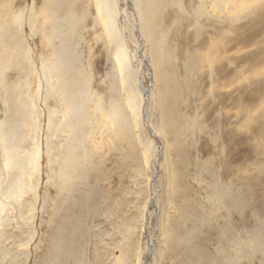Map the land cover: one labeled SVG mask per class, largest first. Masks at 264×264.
<instances>
[{
    "label": "rangeland",
    "instance_id": "374dc122",
    "mask_svg": "<svg viewBox=\"0 0 264 264\" xmlns=\"http://www.w3.org/2000/svg\"><path fill=\"white\" fill-rule=\"evenodd\" d=\"M108 1L151 94L139 127L107 114L113 85L128 97L99 0H0V126L22 161L4 169L0 146V264H264V0H140L142 40L132 0ZM58 47L82 149L42 65ZM69 148L83 161L63 184Z\"/></svg>",
    "mask_w": 264,
    "mask_h": 264
},
{
    "label": "bare ground",
    "instance_id": "6f19581e",
    "mask_svg": "<svg viewBox=\"0 0 264 264\" xmlns=\"http://www.w3.org/2000/svg\"><path fill=\"white\" fill-rule=\"evenodd\" d=\"M48 1L50 4L55 0H48ZM143 3H142V5H143ZM139 4H140V0H132V8L134 10V19H135V23H137V32L140 36V39L142 40L146 37L144 35L145 34V27L144 26L146 23V21H145L146 17H144V14L142 13V10H141ZM99 12L101 13V19L103 21L104 26L106 27L107 31L111 35L112 39H114L116 42V47L114 48V56H112V57L115 58V63H116L115 66H116V70H117L119 77H120V84L123 85L122 87H125L124 88L126 90L125 93H127V97H128L126 99V103H125V107H124L123 106L124 104L122 102H120L121 100H119L120 98L118 96L119 90L117 88V84L115 86L113 85V87L111 86L112 87L111 92L113 94V97L110 99V101L108 103L109 112L107 114L111 118V122L119 124V125H124L125 121H127V118H129V117L125 116V108H127L126 110L131 112L133 119L135 120L134 125H136V127H139L140 117L142 115L141 113L143 112L142 109H144V111H145V105H146L145 103L149 102V98L151 95L150 90L146 91L147 92L146 96H143L145 85H143L144 88L142 89L141 85L139 84L140 79H141V69L139 68L140 63L138 64V67H137L136 72H135V73H137L138 78H137V80L134 79V75L132 73L130 60L128 59L127 52H126L123 44L121 43V40H119V36H118L119 34H117V31H115L113 29L114 25H113L111 19L114 16V12H115L114 7L112 6V4L108 0H99ZM158 45L156 42H153V47H156V46L158 47ZM65 48H66V51L68 53L67 47H65ZM63 50L61 47H58L57 52L56 51L54 52L53 60L50 61L49 63H43L42 65L44 67L48 68V70H52V72H54L55 75L57 76V78L59 79V82H60L59 83V90L64 97L65 110H66V113L71 118L70 126H71V129L73 131V135L70 138L74 141V143H76L77 149H79V148L82 149L83 142L81 140L82 137L80 135V133H81L80 132V129H81L80 125L85 120V109L83 107V104L81 103L82 101L80 102V99L82 100V98L80 96L82 93H84V90L79 86V82H78V78H77V74H76L78 72V69H76L77 67L75 68V66H73V64L69 60V56L68 55L66 56L64 54ZM157 54H159V51L158 50L154 51V54L152 55L151 60H149V66L151 68L155 67L154 62H155L156 58H157L156 60H158V61L160 60L158 58L159 56ZM141 55L145 58V56L142 53H141ZM149 57H151V56H149ZM129 58H130V56H129ZM134 59H135V56H134ZM158 61H157V63H158ZM136 63H138V62H136ZM78 77H79V75H78ZM135 80L137 81V84H136ZM120 91H121V89H120ZM147 115H148V113H147ZM149 118H150V116H149ZM150 120H152V119L150 118ZM5 121H4V123H6ZM146 122H148V124L152 130V133L158 135L157 137H159L160 133L157 130V128L155 127V125L152 122H150L149 120ZM16 128H17V125H15V123L12 122V120L8 121L6 124H3L0 126V140H2V143L0 144V146L2 148L3 156H4L3 160H2V166L4 169H7L8 167H17V168L22 167V165H21L22 161L19 162L18 160H16L14 153H13V149L11 147L12 137H13V134H14ZM144 128L146 129V127H144ZM157 139H159V138H157ZM75 150H76V148H74V149L69 148L68 149V153H67V157H66V165L64 166L63 170L59 174V178L63 184L66 183V181L70 177V174L76 169V167L80 166L81 161H83L81 154L80 155L77 154L78 152H76ZM154 151L156 152V150H154ZM157 160H159V158ZM159 166H161V164H159ZM147 181H148V179H147ZM148 202H149V200H146L147 204H148Z\"/></svg>",
    "mask_w": 264,
    "mask_h": 264
},
{
    "label": "water",
    "instance_id": "95a60500",
    "mask_svg": "<svg viewBox=\"0 0 264 264\" xmlns=\"http://www.w3.org/2000/svg\"><path fill=\"white\" fill-rule=\"evenodd\" d=\"M146 94H144V96H145Z\"/></svg>",
    "mask_w": 264,
    "mask_h": 264
}]
</instances>
